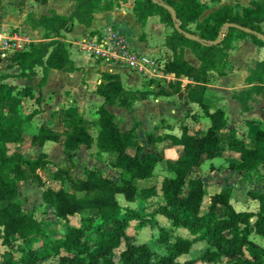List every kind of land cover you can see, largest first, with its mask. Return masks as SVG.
<instances>
[{
  "label": "trees",
  "instance_id": "1",
  "mask_svg": "<svg viewBox=\"0 0 264 264\" xmlns=\"http://www.w3.org/2000/svg\"><path fill=\"white\" fill-rule=\"evenodd\" d=\"M34 2L46 4V0ZM113 2L118 6V2L126 0H80L66 19L55 14L37 20L29 17L28 22L33 27L43 28L45 39L49 41L32 45L27 51L10 54L8 68L18 67L19 73L0 75V244L6 248L0 264H42L53 258H57L58 264H175L179 257L190 254L195 244L205 246L197 259L204 264H264V247L251 239L252 234L264 239V180L259 192L249 193L257 202V211L237 212L230 203L232 187H224L207 197L201 178L193 172L204 160L218 156L222 141L220 130L228 123L222 110L208 112V126L203 136L191 134L181 126L179 136L165 134L149 138L150 143L167 142L172 147H180L182 154L173 162L164 160L162 152L142 156L139 146H135L134 154L128 153L132 131L122 134L115 116L106 108L127 103L120 77L116 74L100 75L96 94L103 102L96 111L95 141L88 133L89 122L80 115L60 121L63 133L40 127L33 134L27 130L26 124L40 110L35 108L23 119L18 117L21 93L32 97L30 88L18 89L6 84L5 80L31 77L40 69L38 87L41 88L50 70L77 71L61 33L70 32L74 21L89 27L94 9L110 10ZM161 4L170 6L179 21V29L197 40L187 39L180 33ZM133 11L141 26L148 18L158 17L160 23L172 28L165 38V46L173 57L163 64L162 70L173 74L176 80L166 85L148 80L147 84L152 85L159 96H171L181 91L179 79L192 78L194 85L185 87L186 103L198 105L203 112L209 108L205 96L207 73L215 71L224 75L227 52L231 49L234 35L244 34L258 49L264 50V42L256 36L234 28L224 29L225 24L232 23L264 35V0L251 1L250 8H242L241 12L232 6H220L206 16H203L206 7L198 0H136ZM190 26L194 29H189ZM222 29L224 35L220 43L211 44ZM183 47H188L198 58L199 67L183 59ZM263 78L264 56L246 79L251 86L233 96L241 104L242 111L249 110L248 102L253 94L260 95L264 102ZM35 104L39 106L40 97L35 99ZM61 138L69 163L79 146L95 143L97 155L112 156L111 167L117 171L118 181L102 177L96 171H89L83 179H72L67 168L53 172L50 186L41 193V201L45 207L51 208L55 218L64 222L65 227L62 232L52 235L43 228L41 218L22 211V203L18 199L20 182L32 181L41 185L37 171L47 166L48 155L41 152L36 158L27 159L18 149L25 140L43 147L45 143H58ZM228 150L238 155V164L231 167L233 170L257 173L264 164V123L253 136V147L248 146L244 138L231 137ZM158 164L163 165L167 174L160 184L138 189L137 182L152 178ZM184 188L187 190L185 195ZM118 195H122L128 204L138 201V206L121 205ZM206 197L208 201L205 204ZM84 211H92L93 214L81 217L78 225L69 224L70 218ZM157 216L165 218L172 229L186 230L189 238L177 237L170 241V235L158 227L157 242L166 245V254L155 259L151 248L146 244H135L127 229L133 221L139 228L147 224L153 227ZM121 246L123 248L116 253Z\"/></svg>",
  "mask_w": 264,
  "mask_h": 264
},
{
  "label": "crops",
  "instance_id": "2",
  "mask_svg": "<svg viewBox=\"0 0 264 264\" xmlns=\"http://www.w3.org/2000/svg\"><path fill=\"white\" fill-rule=\"evenodd\" d=\"M79 1L46 0L45 5H37L34 0H30L35 6L37 5L35 8L36 17L33 18L37 20L39 17H50L52 14H55L62 19H66L73 12ZM135 1L126 0V2H118V6L113 2V8L110 10L96 8L93 11L92 22L89 27H85L74 21L70 32L61 33L62 39L69 46V58L74 63V66L78 68L77 71L64 73L59 70H50L46 83L41 88L38 87L41 79L40 69H37L35 75L31 77L7 78L5 80L6 84L18 89L24 87L30 88L32 95L30 97L26 96L23 92L21 93L18 117L23 119L33 109L38 108L40 110L26 124L27 130H30L33 134L40 127L63 133L64 127L60 121L71 118L73 115H80L84 120L89 122L88 133L95 141L97 135L96 122L98 120L96 111L103 102L102 98L96 94L97 86L101 81L100 75L102 73L116 74L120 77L127 103L124 106L114 104L106 108L115 116L122 134L132 131L128 153L134 154L135 146H139L142 149V156L148 153L158 155L159 152H162L164 160L173 162L181 156L182 149L180 147H172L167 142L150 143L149 138L155 139L165 134L179 136L181 126H185L191 134L199 137L203 136L208 124V112L220 109L225 113L228 120L227 126L220 130L222 154L218 152L216 158L202 162L200 167L205 164V161H208L206 162V166L208 167L206 173L202 174L199 169L200 167L195 168L193 172L194 175H198L201 178L207 192V197L218 193L224 187H232L233 193V188L238 187L237 183L239 180L245 179L248 175H259L260 168L264 169V164H262L257 173L247 174L233 170L231 167L238 164V155L228 150L231 137L244 138L247 145L253 147L252 138L260 128L261 123H264V102L260 95H252V100L248 102V111H242L241 104L233 98V96L240 94L251 86L247 84L246 79L251 71L256 68L257 63L263 59L264 54L263 56L261 55L260 49L252 43L249 37L235 34L231 49L227 52V67L223 70L224 75L221 76L215 71L207 73L205 96L208 100L209 108L204 112L199 109L198 105L186 103L185 87L194 85V82L190 81V79H179L180 93L171 96H159L156 94L153 86L148 85L147 79L141 74L124 67H107L94 61L88 55L86 56V53L78 46L80 41L90 38L104 27L113 26L128 37L137 53L158 60L162 66L166 61L172 59V52L165 46V38L172 32L171 26L160 23L158 17L148 18L146 23L141 26L137 22L136 14L133 11ZM198 1L206 7L203 0ZM251 1L255 0H250L248 5L246 4L243 8H250ZM226 5L231 6L228 3H221L213 10ZM205 13L203 16H206ZM28 18L25 25H22L21 29L19 28L21 30L19 33L28 35L34 45H42L48 42L49 40L45 39L44 29L33 27L28 22ZM169 56L171 57L169 58ZM183 59L187 62L186 58ZM2 63L0 60V67ZM5 68L4 75H16L19 73L18 67L8 68L7 66ZM159 80H163L168 84L174 82L176 78L174 76V80L171 81L166 79ZM37 97H40L39 106L35 104ZM256 100L259 101V105L253 103ZM258 106L263 108V110H258ZM28 141L25 140L18 149L25 158L34 159L41 152H45L48 155L47 166L43 170L37 171L42 183L45 182L42 175L44 173L48 174L49 180L46 183L45 189L50 186L51 174L57 169L66 168L72 179H83L89 171H96L102 177L118 181V173L111 167L112 156L108 154L97 155L95 143L91 146H79L72 159V165H70L64 155L63 138L58 143H45L43 147L31 145ZM216 160L219 161L216 162ZM159 166L162 165H157L152 178L137 182L138 189L158 186L160 184L162 178L167 174H162L161 178H159L156 174ZM27 182H20L19 184ZM19 184L18 199L20 194ZM66 186L68 188L67 184ZM45 189H42V192ZM69 191L72 192L71 190ZM75 194L77 196L82 195V193ZM207 201L208 199L206 203ZM234 201L235 196L232 194L230 203L235 209ZM39 204L44 205L42 201ZM125 205L126 207H131V204L127 203ZM46 208L59 224L60 220L53 216L51 208ZM90 214H93V212L84 211L79 215L83 217Z\"/></svg>",
  "mask_w": 264,
  "mask_h": 264
},
{
  "label": "rangeland",
  "instance_id": "3",
  "mask_svg": "<svg viewBox=\"0 0 264 264\" xmlns=\"http://www.w3.org/2000/svg\"><path fill=\"white\" fill-rule=\"evenodd\" d=\"M249 1L250 0H203V2L207 7V12L205 13V15H207L211 10L219 6L221 3H228L232 7H234L237 12H241L243 6H245L246 4L248 5ZM36 6L34 3L30 2V0H0V33L3 31L19 33V31H21L19 30V28L21 29V26L25 25V22L28 17L30 18L36 17L35 14ZM189 29L193 30L194 26H190ZM262 29L264 30V23L262 24ZM238 35H244V34H238ZM260 53L263 56L264 50L261 49ZM9 56L10 54H8L6 57L3 58V60H1L3 63L2 66L0 67V74H4V71L6 70L5 67L9 65V61H8ZM170 57L171 56H169V58ZM182 57L186 58L187 62L190 63L192 66L196 68L199 67L200 62L198 58L191 52V50L188 47H183ZM158 63L160 62L158 61ZM156 81H160V83L163 85L167 84L163 80H156ZM253 103L259 105V101L257 100L254 101ZM258 110L261 111L263 110V108L258 106ZM90 130L92 131L91 127ZM221 149H222V144L220 145L219 154H222ZM217 161L219 160H216V162ZM206 162L208 161H205L204 162L205 164H203V166L199 168L202 174L208 171ZM70 165H72V162L70 163ZM259 173H260L259 175L258 174L248 175L245 179L243 178L242 180H239L238 183L236 182L238 184V187L233 188V193H232L233 196H235V201H234L235 211L237 212L257 211V203L249 196V193L260 191L261 182L264 180V169L260 168ZM156 174L158 175L159 178H161L160 176H162V174L163 175L166 174L163 165L159 166V169L156 172ZM42 177L44 178L45 182L41 183V185H37L36 183L31 181L30 182L28 181L25 184H19V193H20L19 200L22 203V211L24 213L32 214L38 218H41L43 228L50 234L57 235L59 231L62 232V228L65 227V224L62 221H60L58 224V222H56L54 218L51 216L47 208L44 205L39 204L41 201L40 194L42 193V189H45L46 183L49 180L47 173L46 174L44 173ZM185 193L186 192L184 188L183 195H185ZM117 199L121 205L126 206L125 204L127 203L124 201L122 195H118ZM206 200L207 197L204 199L205 204H206ZM137 202L129 203V204H131V207L134 208L138 206ZM81 217H82L81 215H76L70 218L69 224L73 226L78 225ZM155 219H156V225L153 227L147 224L146 226L139 228L136 222L134 221L131 222L129 228L127 229V234L133 237L135 244L148 245L151 248V250L154 252L155 259H158L166 254V245L157 242L158 227H162L170 235V241H173L177 237L189 238V235L187 231L184 229L181 228L172 229L169 222L161 216H157ZM251 239L256 244L264 247V239L256 236L255 234L251 235ZM122 248L123 246H121L120 249L116 251V253H118ZM204 248L205 246L203 244L193 245L190 254L179 257L175 264H204L202 262L197 261L201 251H203ZM5 252H6V248L1 246L0 244V260ZM42 264H58V261L57 258H53Z\"/></svg>",
  "mask_w": 264,
  "mask_h": 264
},
{
  "label": "built area",
  "instance_id": "4",
  "mask_svg": "<svg viewBox=\"0 0 264 264\" xmlns=\"http://www.w3.org/2000/svg\"><path fill=\"white\" fill-rule=\"evenodd\" d=\"M32 45V39L26 34L3 31L0 33V60L8 54L27 51ZM78 46L94 61L107 67H124L147 80H174L173 75L163 72L156 59L137 53L128 37L113 26L104 27L80 41Z\"/></svg>",
  "mask_w": 264,
  "mask_h": 264
},
{
  "label": "water",
  "instance_id": "5",
  "mask_svg": "<svg viewBox=\"0 0 264 264\" xmlns=\"http://www.w3.org/2000/svg\"><path fill=\"white\" fill-rule=\"evenodd\" d=\"M152 1L155 2L156 0H152ZM161 5H162V7H163L165 10H167V11L169 12V14L171 15L173 21L176 23L175 28H176L180 33H182L187 39H190V40H197V38H196L195 36H192V35H190V34H188V33H186V32H184V31H182V30L179 29V21H178V19H177V16H176L174 10H173L170 6H168V5H166V4H161ZM229 28H234V29H237V30H239V31H241V32H243V33L254 35V36H256L259 40H261L262 42H264V35H263L262 33L255 32V31H252V30H250V29H248V28H244V27H242V26H239V25H236V24H232V23H228V24H225V25H224V29H229ZM223 35H224V30L222 29V30L219 31V35H218L217 39L214 40V41H212L211 44H213V45H217V44H219L220 41H221V39H222V37H223ZM190 81H193V79L190 78Z\"/></svg>",
  "mask_w": 264,
  "mask_h": 264
}]
</instances>
